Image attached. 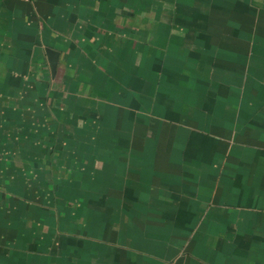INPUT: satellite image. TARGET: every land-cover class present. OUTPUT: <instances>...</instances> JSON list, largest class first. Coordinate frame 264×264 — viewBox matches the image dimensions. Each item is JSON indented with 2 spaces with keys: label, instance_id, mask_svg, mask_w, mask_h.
Wrapping results in <instances>:
<instances>
[{
  "label": "crops",
  "instance_id": "0c3cea01",
  "mask_svg": "<svg viewBox=\"0 0 264 264\" xmlns=\"http://www.w3.org/2000/svg\"><path fill=\"white\" fill-rule=\"evenodd\" d=\"M178 257L264 264V0H0V264Z\"/></svg>",
  "mask_w": 264,
  "mask_h": 264
},
{
  "label": "water",
  "instance_id": "95a60500",
  "mask_svg": "<svg viewBox=\"0 0 264 264\" xmlns=\"http://www.w3.org/2000/svg\"><path fill=\"white\" fill-rule=\"evenodd\" d=\"M56 52L47 49V55L49 59L50 68L53 71L55 68V59H56ZM183 257H178L174 264H182Z\"/></svg>",
  "mask_w": 264,
  "mask_h": 264
},
{
  "label": "built area",
  "instance_id": "2783aa9c",
  "mask_svg": "<svg viewBox=\"0 0 264 264\" xmlns=\"http://www.w3.org/2000/svg\"><path fill=\"white\" fill-rule=\"evenodd\" d=\"M22 1L30 2V1H32V0H22Z\"/></svg>",
  "mask_w": 264,
  "mask_h": 264
}]
</instances>
